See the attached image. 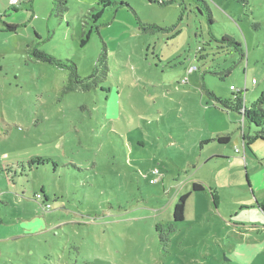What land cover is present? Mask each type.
<instances>
[{
	"label": "rangeland",
	"instance_id": "374dc122",
	"mask_svg": "<svg viewBox=\"0 0 264 264\" xmlns=\"http://www.w3.org/2000/svg\"><path fill=\"white\" fill-rule=\"evenodd\" d=\"M230 85L264 113V0H0V171L43 162L0 188V264H264V140Z\"/></svg>",
	"mask_w": 264,
	"mask_h": 264
},
{
	"label": "trees",
	"instance_id": "16d2710c",
	"mask_svg": "<svg viewBox=\"0 0 264 264\" xmlns=\"http://www.w3.org/2000/svg\"><path fill=\"white\" fill-rule=\"evenodd\" d=\"M98 14L95 16L97 17ZM15 25H7V29L8 30H12L15 31L16 30ZM222 40H225L228 42V44H233L235 45L236 48L240 47V44H238L237 42H235L232 38H230L229 36L224 35L222 37ZM239 51L241 53V55H243V51L241 49V47L239 48ZM33 56L37 59V60H41L44 62H48V63H55L58 65H61L60 61L55 60L54 58H52L51 56L43 53V52H39L37 50H34L32 52ZM68 67L70 68V74H69V78L67 80L68 84L65 87V90H74L76 89V87L73 84H80L84 87H87V84H83L82 83V79L79 78V76L76 73V67L75 64L70 62V64L68 65ZM85 81V80H83ZM242 92L239 93H234V97L233 99H222L220 97H216L214 95H212L213 99L216 100V102L224 109L226 110H233V111H237L238 113L241 114L242 116V120H241V124L243 125V118H247L250 122L254 123L259 130L255 132L254 135L252 136H244L242 135V141H245V137L247 138V144H250L252 141L256 140V139H260V140H264V113L261 110V108L258 107V110L256 109L255 111H253L252 109L248 110L246 107H244L243 105V101L242 98L239 96ZM264 97V93L262 94ZM261 103V102H260ZM216 140L219 143H227L229 141V137L228 136H218L216 138ZM244 146L245 143L243 142ZM34 164V166H31L30 168H28V173H29V183L32 182V178H31V174L32 171L31 169L35 167V164H41L43 163L41 160L35 159V160H31ZM22 166V165H21ZM21 166L19 164H15V165H9L7 166V168L3 169V174L4 172L6 173V175H8L7 171L10 172L9 170L13 167L17 168V171H19L21 169ZM0 173H2V171H0ZM16 176H19V174H17ZM23 177V176H22ZM14 178V177H13ZM204 187L199 184V183H192V191L193 192H197V191H203ZM23 193V191L21 192V194ZM1 194L4 196H7V192H4L3 190H0V196ZM190 193H185L182 194L178 200L177 203H175L174 207H173V215H172V220L173 222H180L184 219V209H185V202L186 199L188 198ZM32 201H34L44 212H47L49 210H51V205L47 202V198L45 197L44 194L41 193H35L33 195V199ZM45 204H48L49 207L48 209H44L45 208ZM262 208L264 207V203H262L260 205ZM157 230L162 233V229L161 226H159L157 228ZM168 232L172 231V226L167 228ZM160 239L163 240L162 235H160Z\"/></svg>",
	"mask_w": 264,
	"mask_h": 264
},
{
	"label": "crops",
	"instance_id": "0c3cea01",
	"mask_svg": "<svg viewBox=\"0 0 264 264\" xmlns=\"http://www.w3.org/2000/svg\"><path fill=\"white\" fill-rule=\"evenodd\" d=\"M219 136H222V135H219ZM224 136V135H223ZM244 141H242V144H243ZM10 172L7 171L8 175H6V173L4 172L3 173H0V188H2V186H7L8 188L12 187V184L15 186V187H20L21 185H23V183H27V181L29 182V180H25L26 177L24 178L25 175H23V177H20V176H14V179H13V182H9V179L7 176L9 175H13V170L12 168L9 170ZM15 173V172H14ZM34 173V172H33ZM33 173L31 174V178H32V182H30L31 184H33L34 182V178H33ZM29 177V176H28ZM29 179V178H28ZM4 180L6 181V183L4 182ZM4 192H9L8 189H2ZM186 206V205H185ZM185 210V209H184ZM29 230V229H28ZM37 230H42V229H37ZM15 235V234H14ZM14 235H11V236H14ZM10 236V237H11ZM10 239V238H8Z\"/></svg>",
	"mask_w": 264,
	"mask_h": 264
},
{
	"label": "built area",
	"instance_id": "2783aa9c",
	"mask_svg": "<svg viewBox=\"0 0 264 264\" xmlns=\"http://www.w3.org/2000/svg\"><path fill=\"white\" fill-rule=\"evenodd\" d=\"M20 0H9V4H10V6L12 5V6H15V5H17L18 4V2H19ZM156 2H158V3H166V2H170V1H172V0H155ZM253 82H254V80H253ZM230 90L231 91H233L234 93H239V92H242L243 90L242 89H239V88H236V87H234L233 85H230ZM244 91H245V89H244ZM244 145V144H243ZM154 174L155 175H159V173H158V171L157 170H154ZM158 180V177L156 176L153 180H150V182L151 183H153V182H156ZM48 207H49V205L48 204H45V208L44 209H48Z\"/></svg>",
	"mask_w": 264,
	"mask_h": 264
}]
</instances>
